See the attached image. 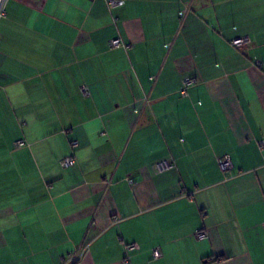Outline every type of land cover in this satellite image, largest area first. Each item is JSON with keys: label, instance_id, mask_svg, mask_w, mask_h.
<instances>
[{"label": "crops", "instance_id": "obj_1", "mask_svg": "<svg viewBox=\"0 0 264 264\" xmlns=\"http://www.w3.org/2000/svg\"><path fill=\"white\" fill-rule=\"evenodd\" d=\"M108 1L6 0L0 264H264V0Z\"/></svg>", "mask_w": 264, "mask_h": 264}, {"label": "built area", "instance_id": "obj_2", "mask_svg": "<svg viewBox=\"0 0 264 264\" xmlns=\"http://www.w3.org/2000/svg\"><path fill=\"white\" fill-rule=\"evenodd\" d=\"M5 3H6V0H0V18L5 15ZM121 3H123V0H109L108 1V4L110 7L121 4ZM247 42H248V39L246 37H236L232 39L230 43L233 46L237 47V46L246 44ZM110 46L111 47H118V46L127 47L128 45L124 44L120 38H114L110 41ZM195 83H196V80L194 78L184 79L183 87L180 91L181 95L185 96L187 93V88L191 85H194ZM80 90L83 94L87 93V87L84 85L80 87ZM23 145H25V141L23 139H19L14 142V147L16 148L22 147ZM77 145H78V142L76 140L71 141L72 148L77 147ZM73 162H74L73 156L69 155L61 160V165L67 166V165L72 164ZM218 162H219V167L222 171H228L232 165L230 157L228 155H224L220 157ZM166 165H168L166 162L159 164L160 167H164ZM205 236H206V233L203 230H199L196 232V237L198 239L204 238ZM135 247H136L135 243L127 244V248L130 250ZM152 256L153 258H159L161 256L160 250L158 248L153 249ZM77 259H78V256L76 254H73L69 256L67 262L70 264H73V262L76 261Z\"/></svg>", "mask_w": 264, "mask_h": 264}]
</instances>
